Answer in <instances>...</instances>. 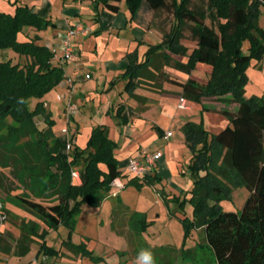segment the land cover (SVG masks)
Returning <instances> with one entry per match:
<instances>
[{
	"label": "trees",
	"instance_id": "1",
	"mask_svg": "<svg viewBox=\"0 0 264 264\" xmlns=\"http://www.w3.org/2000/svg\"><path fill=\"white\" fill-rule=\"evenodd\" d=\"M121 1L93 0V6L118 12ZM124 1L132 20L141 17L142 11L160 9L170 11L175 19L163 40L149 46L144 60L139 61L136 51L129 54L124 77L131 95L138 86L136 80L144 76L155 56L162 55L166 64L174 61L177 69L188 74L199 63L212 66L206 82L191 76L178 81L184 97L202 103L204 97L227 96L228 102L237 103L235 109L221 110L229 123L218 133L212 134L203 119L183 127L193 151L189 166L193 218H183L185 237L193 226L203 227L219 264H264V99L244 96L248 67L264 57V28L260 25L264 0H207L206 5L194 7L192 0ZM13 3V13L0 10V49H12L23 61L0 60V188L6 193L5 201L0 200V221L11 213L6 206L10 202L45 224L39 232L38 221H22L16 251L24 253L35 237L44 240L49 229L65 225L72 233L83 205L99 206L111 191L112 181L125 174L115 153L117 142L106 124L92 128L84 147L73 145L68 155L65 153L66 141L54 131L55 119L42 100L64 79L62 64L55 61L52 48L40 42L38 33L18 38L26 26L41 31L55 23L26 3ZM188 22L196 40L193 47L182 42ZM32 98L36 99L33 106ZM125 109L119 105L115 115L126 124L129 116ZM38 116L43 117V126L36 123ZM78 165L85 173L82 183L72 176ZM4 168H9V173ZM13 178L22 186L15 185ZM156 181V175L146 174L141 179L133 176L127 184L141 187ZM235 186H246L249 195L241 210H225L220 202L232 197ZM18 188L22 191L13 193ZM133 219L140 225L138 231L147 226L141 213L135 212ZM2 237L0 234V241ZM67 241L71 248L90 254L84 243ZM6 247L2 248L10 251L11 247ZM41 249L53 252L45 240Z\"/></svg>",
	"mask_w": 264,
	"mask_h": 264
},
{
	"label": "crops",
	"instance_id": "2",
	"mask_svg": "<svg viewBox=\"0 0 264 264\" xmlns=\"http://www.w3.org/2000/svg\"><path fill=\"white\" fill-rule=\"evenodd\" d=\"M7 1L10 3L14 2V0L13 2L12 0ZM17 1L18 3L28 4L33 8V11L51 19L55 23V26L45 29L44 33H41V31L37 33L42 39L46 40H40L41 43L50 44L49 47L51 48L57 47L60 53H63L62 42L67 38L69 30L75 28L77 24L82 28L69 36L72 44V54L62 64L64 79L42 98L55 119L54 131L66 141L65 153L67 155L69 153L67 148L68 139H73V145L84 147L92 128L97 124H106L109 126L110 137L117 142L115 153L120 160L119 168L125 174L122 177L125 182L123 188L133 185L127 184L129 179L133 177V175L129 176V173H131L128 168L130 159L134 157L143 159L146 151L159 152L161 156L156 161L154 170L148 174L156 175L157 181H161L164 187L159 188V183L146 184L152 185L158 195H163L161 198L162 202L157 201V203L159 202L158 204H163L161 206L162 210L168 207L170 209L171 201H168L169 199H175L177 203H180L185 195L184 191L189 193L193 187V175L189 168L193 151L187 142L183 129L184 125L189 121L199 123L203 119L204 126L209 129L211 126L205 121L208 114L209 117L216 116L219 118L217 122L221 128L214 132L218 133L229 123V119L222 112H217V106L213 105V101L212 104H210V101L198 103L184 97L182 87L178 81H185L190 76L196 79L193 74L195 70L191 74L179 70L172 63L166 64L162 55L155 56L154 63L145 71L144 76L136 80L138 81V86L134 90V95H131L126 90L128 78L124 77V73L130 62L129 54L136 51L139 61H142L149 46L158 43L152 42L154 40L150 36L158 34L163 37L164 32L158 28L154 16L152 18L147 17V14L155 13L156 11H142L141 17L137 20H132L127 10L124 11L125 13L123 12L125 10L123 6L126 7L124 0L120 2L118 12H113L101 6L95 9L93 0ZM0 10L10 13L14 12L1 8ZM86 13L89 15L88 18ZM122 15L124 17L121 20L120 17ZM134 23L138 27H135ZM262 27L264 28V26ZM174 56L176 55H171L173 58ZM182 59L183 57L177 58V60ZM160 60L163 62L161 63ZM253 64L254 68L259 69L260 77L264 79V57L258 63L254 62ZM204 65L208 68L207 81L212 66L209 64ZM167 67H171L170 70H167L168 73L175 72L174 74L178 75L179 78L172 76L168 78L162 75L160 77V70L162 69V72H166ZM247 74H249L248 70ZM159 77L162 81L158 83ZM250 82L251 78L248 76L245 91ZM254 96L257 95L255 94ZM182 98L186 100L185 107L180 106ZM213 98L219 99L222 104V107L218 106V109L222 110L225 107L235 109L237 107L236 102L227 101V96ZM71 101L79 104V110L68 121L66 112ZM121 104L125 106V111L129 116V121L126 124L121 122L115 115L117 107ZM193 105H196L198 110H201L200 119L185 113V110H190ZM203 106L211 108L204 109ZM85 109H88L90 113L93 112L96 119L94 118L95 124L91 121L90 125L85 129V131H88L86 140H83V138L81 140V133H83L82 131L85 128L83 126L87 118L84 112ZM55 112L59 114L61 119V126L58 130L55 129L58 123ZM98 114L99 116H97ZM66 125L69 126V133L62 135L63 127ZM177 130L180 131L178 139L169 142L168 140L175 135V132L177 133ZM168 131L172 132L169 136H167ZM163 140H167V143L159 144ZM79 175L80 181L73 179L75 182L82 183L85 180L83 170L79 171ZM165 181L168 185L169 183L172 184L169 185L173 188L171 192H167ZM146 184H142L139 187L141 192L146 188ZM121 189L112 187L102 203L99 206H93L98 209L97 214L100 215V218L97 217L95 220V224H97L96 234L86 233L85 236H82L81 241L73 240L72 237L77 226H79L83 208L77 217L72 233L69 232V228L65 225H60L57 229H49V233L44 240L48 246L52 247L53 252H46L41 249V243L44 240L38 236L35 237L26 252L18 253L16 251L17 241L21 234L20 226L24 219L38 221L40 223L39 232L45 227V224L21 207L7 202L6 206L11 213L8 215L10 216L8 219L0 221V234L4 238L0 241V264H132L141 249H148L152 253L164 252L165 255L171 252H179L180 249L170 247L169 243L158 245L155 242L156 245L154 246L148 245L145 236L146 231L144 233L143 231L146 229L148 236L154 237L156 235L149 222L157 223L160 213L156 212L151 218L147 210H132L127 202L120 200ZM169 209L170 218H173ZM104 212H107L106 218H102L101 213ZM135 212L145 216L147 226L141 232L138 231L139 223L133 219ZM181 217L178 216L180 220ZM116 221H119L121 227L115 224ZM93 222L91 219L86 218L84 223L81 222V225L88 226L93 224ZM140 223L143 225V222ZM110 224L113 225L111 232L115 238H113L114 241L111 243L108 240L105 242L100 238V232L106 229V226H111ZM63 226L68 228L66 239L61 238L60 234L57 233ZM197 229L200 230L203 242L207 245L204 228L197 227ZM69 238L76 244L84 243L86 250L90 254L71 248L67 241ZM9 243L11 244L10 246ZM3 246L11 247L10 251L2 248ZM164 259L167 260L166 264H171L172 259L174 260L172 257Z\"/></svg>",
	"mask_w": 264,
	"mask_h": 264
},
{
	"label": "rangeland",
	"instance_id": "3",
	"mask_svg": "<svg viewBox=\"0 0 264 264\" xmlns=\"http://www.w3.org/2000/svg\"><path fill=\"white\" fill-rule=\"evenodd\" d=\"M3 1H7V0H0V8L6 11H14L15 10V5L13 3L10 2H3ZM13 2V0H12ZM125 3V1H124ZM202 4H207V0H192L191 6H200ZM126 5V3H125ZM204 5V6H205ZM127 7V5H126ZM125 6H123V12L124 11H128V8H126ZM262 13L260 15V25L264 26V8H262ZM125 13V12H124ZM87 14V13H86ZM88 18V14L86 15ZM154 16V20L156 21V24L158 26V28L160 30H162V32H169V30L171 29V27L173 26V23L175 22L174 16L172 15V13L166 9H160L157 10L155 13H151V14H147V17L152 18ZM124 16L122 15L120 17V19L122 20ZM149 18V19H150ZM90 20V19H89ZM206 22L208 24H210V19H207ZM135 27H138L136 23H134ZM133 26V27H134ZM191 26L192 23L188 22L184 28H183V42L185 44H187L189 47H193L196 44V40L193 37L192 31H191ZM40 32V31H35V29L26 26L24 28V30L22 32H20V34L18 35V38L20 40H24L26 38L29 37V35H27L28 33L33 36L35 33ZM41 33H44V30H41ZM150 38L154 41L152 42H158L160 43L163 40V37H161L160 35H155V36H150ZM41 41H43L44 39H40ZM46 41V40H44ZM49 42V41H48ZM50 45V44H49ZM48 45V46H49ZM245 47H248V42L245 43ZM246 49V48H245ZM177 58H181L180 56H174L173 59H177ZM12 60L13 62H18V60L20 62L23 61V57H20L19 54H17L16 52H14L12 49L10 48H6V49H0V60ZM160 62L162 63L163 61L160 60ZM254 62H252L250 64V66L248 67V71L249 74L248 76H250L251 78V82L248 84L246 91H244V96L245 97H251L254 96L255 94L258 96H263L264 97V79L263 77H260V71L257 68H254ZM174 64V61H172V65ZM170 70L171 67H167L166 72H162L159 75L161 77L165 76L170 78L171 76L174 78H179L178 75L174 74V73H168L167 70ZM207 66H205L204 64H198L197 68L195 69V73H193L196 77V79L199 82H205L206 78H207ZM158 78V83L162 81L161 78ZM36 101L35 98H32L30 100V105L33 106L34 102ZM202 101H210L213 105L217 106L216 110L217 112H221V109H218V106L222 107V104L220 103L219 99L217 98H213V97H204L202 99ZM213 101V102H212ZM79 105V104H78ZM84 112L87 115L86 121H85V125L83 127H85L83 129V133H81V140L83 138V140H86V136L88 134V131H85V129L90 125V122L93 121V123L95 124V119L96 117H94L93 112L90 113V111L88 109H85ZM185 113L190 115V116H194L197 119L201 118V110L197 108L196 105L191 106L190 110H185ZM55 116L57 118V125L55 126V129L58 130V128L61 126V119L59 117V114L55 112ZM91 116V117H90ZM99 116V114L97 115ZM95 118V119H94ZM219 120L218 117L214 116V117H209V115H206L205 121L206 123L210 124L211 128H209L208 130L210 132H217L221 127H219V123L217 122ZM36 123L39 126H43V119L41 116H38L35 118ZM89 130V129H88ZM91 130V129H90ZM63 134L65 135L67 133H69V126L66 125L65 127H63ZM178 133L180 134V131L177 130V133L175 132V135L170 138V140H168L169 142L178 139ZM212 133V134H213ZM87 142V141H86ZM84 143V142H82ZM167 140H163L160 141L159 144H166ZM148 144V143H147ZM66 149V148H65ZM179 165V164H178ZM174 167V166H173ZM180 167V166H179ZM75 169L82 171L83 170V166L82 165H78L75 167ZM3 170L7 171L9 173V168H4ZM132 174L129 173V176H131ZM14 183L15 185L17 184L18 186L20 185V183L14 179ZM156 183H159L158 187L159 188H163L164 185L161 181H156ZM155 183V184H156ZM164 184L166 186V190L167 192H171V189H173L171 186V183H168L165 181ZM147 185V184H146ZM22 186V185H20ZM21 188H18L16 190H14L13 193H19L21 192ZM120 191H122L121 193V197L120 200L127 202L130 205V208H132V210L135 209H139V210H147L151 216V218H153L154 214L156 212L160 213V217L158 218V222L157 223H150V225L152 226V230H154L156 232V235L154 237L152 236H148V232L145 229L143 231V233L145 232V236H146V240L148 242V245H156L155 242H157L158 245L162 244H170V247H174V248H178L180 249L179 252L174 253L171 252L167 255L164 254V252H160V253H152L153 257H154V262L155 264H166V261L164 258L169 259L170 257L174 258V260L172 259L171 264H218L216 256L214 254L213 249L209 246V245H205V243L203 242V238L201 236V232L200 230L197 229V226H193L191 228V231L189 234H185V229H184V225H183V218L187 217V215H189L188 217L193 218V205L190 201V197H191V193H187L186 191H184V196L182 197V200L180 203H177V200L175 199H169L168 201H171L170 204V209L169 207L167 209H161V206L163 204H158L157 201H161L162 196L163 195H158V193L155 191L154 187L152 185H147L146 188L143 190V192H141L140 188L137 187L135 184L133 185H129L127 188H122ZM187 193V194H186ZM249 195V189L246 186H235L232 192V197L230 198H225L223 200H221V206L222 208H224L225 210H234V211H239L242 209L247 197ZM5 196L6 193L0 188V200L3 203V201H5ZM116 198V197H113ZM111 201V200H109ZM162 202V201H161ZM184 202V203H183ZM168 209L172 212V217L170 218V214L168 212ZM98 209L96 207L90 206L89 204L85 203L83 205V212L82 215L80 216L81 219H79V226L80 228H78L79 226H77L76 231L73 234V240L79 242L81 241V238H83L82 236H85L86 233H90V234H96L97 233V224H95V220L98 218H100V215L97 214ZM107 212L101 213L102 214V218H106ZM187 214V215H186ZM90 216V217H89ZM178 216H182L181 220L178 218ZM10 216H8L6 219H8ZM88 218L89 220L91 219L93 222V224H90L88 226H84V224L81 225V222H85V219ZM4 219V220H6ZM113 221V220H112ZM114 222V221H113ZM88 224V221H87ZM115 224H118L119 227H121V224L119 223V221H116ZM111 225V224H110ZM149 225V226H150ZM109 226V225H108ZM113 225L107 227L106 229H103L100 232V238L101 240H104L105 242L108 240L109 243L114 241V237H113V233L111 232V227ZM58 234H60L61 238L66 239L67 238V234H68V228L63 226L59 229V231L57 232ZM161 233V235H160ZM114 238V239H113ZM158 240V241H156ZM198 247V248H197ZM156 248V247H155ZM181 252V253H180ZM134 264V263H132Z\"/></svg>",
	"mask_w": 264,
	"mask_h": 264
},
{
	"label": "built area",
	"instance_id": "4",
	"mask_svg": "<svg viewBox=\"0 0 264 264\" xmlns=\"http://www.w3.org/2000/svg\"><path fill=\"white\" fill-rule=\"evenodd\" d=\"M81 28L79 24L76 25L75 28H71L69 32L67 33V38H65L62 42L63 46V53H60L59 49L57 47H53L52 50L54 52V59L59 62L60 64H63L66 59H68L72 54V44L69 40V36L72 33L78 32ZM180 106L185 107L186 106V100L184 98L181 99ZM79 110V105L77 102L71 101L68 104L67 107V119L70 121V119L76 115V113ZM172 132L168 131L167 136L171 135ZM73 139L67 140V148L70 150L73 146ZM161 153L159 152H148L146 151L144 153L143 159L134 157L130 159L128 168L133 176H136L138 178H143L146 174L151 173L154 170V165L156 161L160 158ZM72 176L74 179H77L80 181V175L79 171L77 169L72 170ZM112 187L121 189L125 186V182L122 180L121 176L116 177L112 183ZM2 208V203L0 202V210ZM5 218V215H2V219Z\"/></svg>",
	"mask_w": 264,
	"mask_h": 264
},
{
	"label": "clouds",
	"instance_id": "5",
	"mask_svg": "<svg viewBox=\"0 0 264 264\" xmlns=\"http://www.w3.org/2000/svg\"><path fill=\"white\" fill-rule=\"evenodd\" d=\"M134 264H155L152 252L148 249H141L136 256Z\"/></svg>",
	"mask_w": 264,
	"mask_h": 264
}]
</instances>
